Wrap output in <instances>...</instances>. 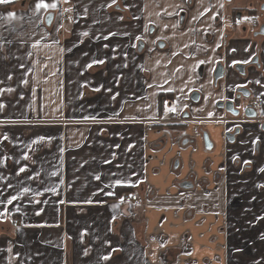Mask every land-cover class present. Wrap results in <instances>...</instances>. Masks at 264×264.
Returning <instances> with one entry per match:
<instances>
[{
    "label": "crops",
    "instance_id": "1",
    "mask_svg": "<svg viewBox=\"0 0 264 264\" xmlns=\"http://www.w3.org/2000/svg\"><path fill=\"white\" fill-rule=\"evenodd\" d=\"M38 2L0 3V264H264V133L168 114L245 84L232 42L214 86L225 0Z\"/></svg>",
    "mask_w": 264,
    "mask_h": 264
},
{
    "label": "flooded vegetation",
    "instance_id": "2",
    "mask_svg": "<svg viewBox=\"0 0 264 264\" xmlns=\"http://www.w3.org/2000/svg\"><path fill=\"white\" fill-rule=\"evenodd\" d=\"M184 1L187 9H194L195 0ZM225 2L226 9L222 23L226 26L220 50H218L220 59L214 69V86L216 90H221L222 83L227 78L224 53L240 52L237 49L228 51L227 48L232 42L243 46L242 52H253L246 63L234 65V69L246 82L233 90L230 95L219 100L216 105L217 113L209 117L194 113V106L198 105L202 99V91L196 88L190 96L189 104L176 105L179 108V116L177 119L171 116L174 121L170 126L179 129L188 123L200 127L207 123L220 124L225 130V140L234 144L247 129H259L264 133V96H254L249 79L251 72H260L264 75V34L262 33L264 31V0H246L241 5H235L234 0H225ZM180 15L181 26H183L187 13L183 11ZM244 17H247L246 21H243ZM238 32H241L242 38L239 37ZM159 45L164 46V42H159ZM160 96H162L161 102L173 99L170 93L162 92L159 98ZM228 107L232 112L227 110ZM239 165L245 166L242 162Z\"/></svg>",
    "mask_w": 264,
    "mask_h": 264
},
{
    "label": "built area",
    "instance_id": "3",
    "mask_svg": "<svg viewBox=\"0 0 264 264\" xmlns=\"http://www.w3.org/2000/svg\"><path fill=\"white\" fill-rule=\"evenodd\" d=\"M69 13V11H64V14L67 16ZM178 112H179V108L178 107H173V108H170L168 110V114L169 116H172L174 119H177L178 118ZM138 199V196L136 194H131V193H128V194H125L121 197V202L123 204H130V203H135ZM15 225H18V222L15 223Z\"/></svg>",
    "mask_w": 264,
    "mask_h": 264
},
{
    "label": "snow or ice",
    "instance_id": "4",
    "mask_svg": "<svg viewBox=\"0 0 264 264\" xmlns=\"http://www.w3.org/2000/svg\"><path fill=\"white\" fill-rule=\"evenodd\" d=\"M11 2H12V0H0V3H11ZM65 2H67V0H65ZM49 7L55 8L56 4H54V3L48 4V3H45L44 0H39V2L36 4L37 10H39L41 8H49ZM9 15H14V14L10 13ZM262 170H264V169H262ZM25 191H27V189ZM12 199L14 200V199H16V197H13ZM9 203H11V200L9 201Z\"/></svg>",
    "mask_w": 264,
    "mask_h": 264
},
{
    "label": "rangeland",
    "instance_id": "5",
    "mask_svg": "<svg viewBox=\"0 0 264 264\" xmlns=\"http://www.w3.org/2000/svg\"><path fill=\"white\" fill-rule=\"evenodd\" d=\"M246 18H247V17H244V18H243V21H246ZM250 28L253 29V27H251V26H250Z\"/></svg>",
    "mask_w": 264,
    "mask_h": 264
},
{
    "label": "water",
    "instance_id": "6",
    "mask_svg": "<svg viewBox=\"0 0 264 264\" xmlns=\"http://www.w3.org/2000/svg\"><path fill=\"white\" fill-rule=\"evenodd\" d=\"M262 33L264 34V31H263ZM227 110L232 112V110H231L229 107L227 108ZM233 113H234V112H233Z\"/></svg>",
    "mask_w": 264,
    "mask_h": 264
},
{
    "label": "trees",
    "instance_id": "7",
    "mask_svg": "<svg viewBox=\"0 0 264 264\" xmlns=\"http://www.w3.org/2000/svg\"><path fill=\"white\" fill-rule=\"evenodd\" d=\"M161 97H162V96H160V107H161V101H162Z\"/></svg>",
    "mask_w": 264,
    "mask_h": 264
}]
</instances>
